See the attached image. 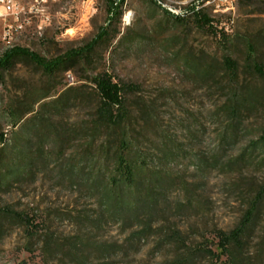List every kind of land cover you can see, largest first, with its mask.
Segmentation results:
<instances>
[{
	"label": "trees",
	"instance_id": "trees-1",
	"mask_svg": "<svg viewBox=\"0 0 264 264\" xmlns=\"http://www.w3.org/2000/svg\"><path fill=\"white\" fill-rule=\"evenodd\" d=\"M124 2L116 8L109 2L112 19H121ZM190 10L200 29L212 28L203 8ZM110 26L84 47L54 59L29 51L0 57V78L27 61L46 79L3 113L12 132L9 139L0 135V192L33 183L48 171L53 182L95 205L92 211L72 213L76 233L62 237L52 230V221L0 200V235L20 228L24 249L31 255L38 251L41 264H118L123 245L102 238L114 225L123 234L130 232L125 244L134 254L152 237L155 255L169 249L162 264H264V63L254 47H248L242 66L229 53L219 61L188 58L182 64L224 99L212 115L213 146L205 151L204 125L184 126L181 136L160 122L155 106L130 99L136 86L115 81L106 71L90 79V90L52 86L60 75L93 65L97 51L108 49L119 34ZM89 102L92 114L78 128L55 123V116ZM75 143L81 144L79 151L72 150ZM175 169H193L195 181L189 183ZM214 172L246 176L239 220L228 230L213 226L211 237L195 226L186 232L179 219L188 216L193 203H204L201 194Z\"/></svg>",
	"mask_w": 264,
	"mask_h": 264
},
{
	"label": "rangeland",
	"instance_id": "rangeland-1",
	"mask_svg": "<svg viewBox=\"0 0 264 264\" xmlns=\"http://www.w3.org/2000/svg\"><path fill=\"white\" fill-rule=\"evenodd\" d=\"M157 1L125 0L121 19L114 20L108 15L111 0H0V57L10 51H29L54 59L84 47L96 39L102 27L111 25L119 34L108 49L97 51L93 65L76 67L60 75L52 86L57 90L71 86L90 90L93 87L90 79L106 71L115 81L136 86L130 99L155 106L160 122L181 136L184 126L204 125L205 142L201 148L208 151L216 136L212 115L224 99L217 95L214 86L194 78L182 64L188 58L219 61L229 53L242 66L249 46L254 47L259 61L264 63V0ZM192 6L205 10L212 20L211 29L202 30L197 26L190 10ZM127 15H130L129 22L124 20ZM241 77L244 81L245 76ZM45 82L42 72L27 61L0 78V135L4 133L9 139L12 132L3 117L4 111L20 101L28 89L38 88ZM91 109L89 102L71 108L63 117L55 116L54 121L76 129L89 120ZM253 121L251 118L246 124ZM80 149L81 144L75 143L72 150ZM175 170L189 183L195 181L193 169ZM244 177L214 172L201 194L204 203H193L195 208L179 219L180 227L188 232L195 226L207 237H211L209 231L213 226L232 228L242 211L240 193L246 189ZM256 177L261 180L260 176ZM234 184H239V189ZM0 200L39 219L52 221V230L62 237L76 233V226L70 220L72 213L95 209L93 200L59 186L48 171L33 183L18 184L8 193L0 192ZM129 234H123L115 225L102 233L103 240L123 245L118 264H162L170 253L166 249L155 255L152 237L134 254L125 244ZM256 242L257 239L250 248L252 257L256 254ZM24 245L20 228L0 235V264H41L39 252L31 255Z\"/></svg>",
	"mask_w": 264,
	"mask_h": 264
},
{
	"label": "built area",
	"instance_id": "built-area-1",
	"mask_svg": "<svg viewBox=\"0 0 264 264\" xmlns=\"http://www.w3.org/2000/svg\"><path fill=\"white\" fill-rule=\"evenodd\" d=\"M1 1H5V0H1ZM156 2H158L157 0H155ZM112 2H113V5H114V7L116 8V7H119V0H112ZM160 3V2H159ZM161 4V3H160ZM161 5H163V4H161ZM164 6V5H163ZM170 11H172V9H170ZM174 12H178V11H174ZM127 17H128V20H127ZM129 17H130V15H127V16H125V22H129Z\"/></svg>",
	"mask_w": 264,
	"mask_h": 264
},
{
	"label": "bare ground",
	"instance_id": "bare-ground-1",
	"mask_svg": "<svg viewBox=\"0 0 264 264\" xmlns=\"http://www.w3.org/2000/svg\"><path fill=\"white\" fill-rule=\"evenodd\" d=\"M122 2V0H119V4ZM129 19H130V17H129ZM127 20H128V17H127Z\"/></svg>",
	"mask_w": 264,
	"mask_h": 264
}]
</instances>
